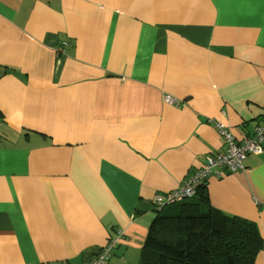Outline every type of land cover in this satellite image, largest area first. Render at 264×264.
I'll return each instance as SVG.
<instances>
[{
    "label": "crops",
    "instance_id": "crops-1",
    "mask_svg": "<svg viewBox=\"0 0 264 264\" xmlns=\"http://www.w3.org/2000/svg\"><path fill=\"white\" fill-rule=\"evenodd\" d=\"M263 121L264 0H0V264H89L118 233L107 264H138L153 199L226 150L214 124ZM245 166L193 198L264 244V149Z\"/></svg>",
    "mask_w": 264,
    "mask_h": 264
},
{
    "label": "trees",
    "instance_id": "trees-1",
    "mask_svg": "<svg viewBox=\"0 0 264 264\" xmlns=\"http://www.w3.org/2000/svg\"><path fill=\"white\" fill-rule=\"evenodd\" d=\"M203 197L157 210L138 264H254L264 246L255 224L219 212Z\"/></svg>",
    "mask_w": 264,
    "mask_h": 264
},
{
    "label": "built area",
    "instance_id": "built-area-1",
    "mask_svg": "<svg viewBox=\"0 0 264 264\" xmlns=\"http://www.w3.org/2000/svg\"><path fill=\"white\" fill-rule=\"evenodd\" d=\"M62 45L63 49H66L67 44L63 43ZM164 99L168 103L176 104V101L172 98L165 97ZM214 127L224 139L227 145L226 150L207 156L203 167L193 172L192 175L187 176L179 190L156 196L153 199V205L157 210H162L167 206L193 198L197 189L203 186L204 182L211 175L220 177L222 173L230 174L245 171L247 157L263 152L264 121L255 126L253 134L250 137L241 141H237L222 123H215ZM122 237L123 235L118 233L117 236L110 238L93 255L89 264H107L112 256V250L120 244Z\"/></svg>",
    "mask_w": 264,
    "mask_h": 264
}]
</instances>
